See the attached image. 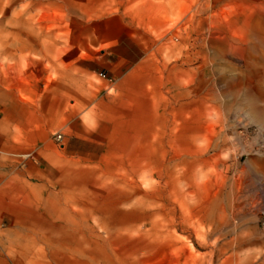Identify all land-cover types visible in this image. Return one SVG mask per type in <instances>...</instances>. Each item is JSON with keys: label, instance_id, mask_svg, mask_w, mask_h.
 <instances>
[{"label": "rangeland", "instance_id": "rangeland-1", "mask_svg": "<svg viewBox=\"0 0 264 264\" xmlns=\"http://www.w3.org/2000/svg\"><path fill=\"white\" fill-rule=\"evenodd\" d=\"M263 211L264 0H0V264H264Z\"/></svg>", "mask_w": 264, "mask_h": 264}, {"label": "built area", "instance_id": "built-area-1", "mask_svg": "<svg viewBox=\"0 0 264 264\" xmlns=\"http://www.w3.org/2000/svg\"><path fill=\"white\" fill-rule=\"evenodd\" d=\"M57 140H61V134H58L57 137H56ZM264 213V211H263Z\"/></svg>", "mask_w": 264, "mask_h": 264}]
</instances>
